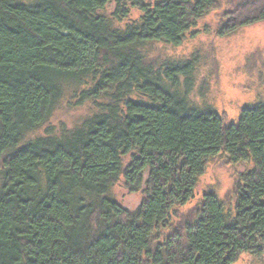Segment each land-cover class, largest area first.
<instances>
[{"label": "trees", "instance_id": "obj_1", "mask_svg": "<svg viewBox=\"0 0 264 264\" xmlns=\"http://www.w3.org/2000/svg\"><path fill=\"white\" fill-rule=\"evenodd\" d=\"M112 0H0V264H234L264 256V102L225 124L192 105V61L155 69L138 51L180 46L223 2L217 35L264 21V0H132L138 22L113 29L95 16ZM113 16L122 19L123 0ZM78 104L110 98L106 112L63 137H26L80 84ZM185 78V92L174 89ZM169 85H168V84ZM138 93L147 98L133 99ZM122 106V107H121ZM132 155L122 168V158ZM250 164L232 213L214 192L194 218L159 242L171 214L194 196L209 161ZM147 173L144 181V174ZM122 178L144 198L130 212L108 197Z\"/></svg>", "mask_w": 264, "mask_h": 264}, {"label": "rangeland", "instance_id": "obj_2", "mask_svg": "<svg viewBox=\"0 0 264 264\" xmlns=\"http://www.w3.org/2000/svg\"><path fill=\"white\" fill-rule=\"evenodd\" d=\"M159 1L162 0H144V4L152 6ZM121 4L128 12L125 18L116 19L113 16L116 8L114 0L102 10L96 11L95 16L103 17L113 29L118 30L140 20L143 14L133 6L132 0H123ZM226 4L223 2L218 9L198 21L180 46L148 42L138 47V51L155 69L163 68L168 63L192 61V89L188 100L192 105L214 109L222 116L224 123L228 124L237 121L244 106L264 102V21L220 37L217 30L222 23ZM92 84L93 79L89 76L80 84L63 82L62 98L49 120L43 127L29 134L25 141L48 135L63 137L83 127L93 116L106 112V106L111 104L108 95L78 104L79 93ZM174 91L179 94L185 92L184 77L179 78V85ZM130 98L147 99L138 93L132 94ZM135 154L136 151H133L122 158V168L126 167ZM250 169V164L229 163L223 154L211 159L204 175L197 182L193 198L185 206L175 209L167 228L159 232L161 235L158 241L170 236L178 223L183 221L182 218L193 219L202 204L204 194L208 192H214L222 200L225 211L232 213L239 177ZM146 177L147 173L144 174V181ZM1 183L0 173V185ZM144 188L143 182L138 192L130 193L120 178L110 188L108 197L122 208L133 212L144 198ZM234 264H264V256L255 259L250 254H242Z\"/></svg>", "mask_w": 264, "mask_h": 264}]
</instances>
